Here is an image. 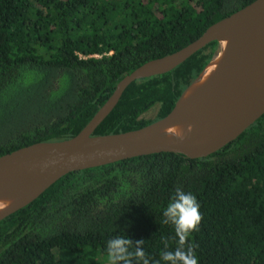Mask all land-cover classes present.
Segmentation results:
<instances>
[{"label": "trees", "instance_id": "16d2710c", "mask_svg": "<svg viewBox=\"0 0 264 264\" xmlns=\"http://www.w3.org/2000/svg\"><path fill=\"white\" fill-rule=\"evenodd\" d=\"M254 1L0 0V157L75 137L124 77ZM218 52L214 41L173 71L133 82L94 135L166 117ZM177 187L200 206L190 237L199 264H264V116L204 158L158 153L63 176L0 221V264H105L116 235L145 241L155 262L165 242L176 247L161 221Z\"/></svg>", "mask_w": 264, "mask_h": 264}, {"label": "water", "instance_id": "95a60500", "mask_svg": "<svg viewBox=\"0 0 264 264\" xmlns=\"http://www.w3.org/2000/svg\"><path fill=\"white\" fill-rule=\"evenodd\" d=\"M214 41L219 43V52L204 70L211 67L185 108L181 109V104L189 88L170 114L146 127L111 136L94 135L133 82L173 71ZM263 76L264 0H255L210 26L183 49L147 62L124 77L75 137L35 143L1 156L0 201L9 200L12 206L0 212V221L35 201L71 172L158 153L197 159L219 151L264 116V97L241 102L243 94ZM173 126L184 132L183 140L166 134L165 129Z\"/></svg>", "mask_w": 264, "mask_h": 264}, {"label": "clouds", "instance_id": "9594fccd", "mask_svg": "<svg viewBox=\"0 0 264 264\" xmlns=\"http://www.w3.org/2000/svg\"><path fill=\"white\" fill-rule=\"evenodd\" d=\"M187 131H192L189 125ZM166 134L183 140L185 134L177 127L165 129ZM10 202H0V209H4ZM200 206L191 192H185L181 187L175 189L174 195L162 213V223L171 224L174 228L176 247L169 250L165 242V250L160 259L152 262L144 251L145 241L135 243L125 235H116L106 244L109 264H199L196 245L190 242L192 233L199 230L202 220Z\"/></svg>", "mask_w": 264, "mask_h": 264}, {"label": "bare ground", "instance_id": "6f19581e", "mask_svg": "<svg viewBox=\"0 0 264 264\" xmlns=\"http://www.w3.org/2000/svg\"><path fill=\"white\" fill-rule=\"evenodd\" d=\"M221 47L223 48L225 45V42L222 41L220 43ZM211 67H209L206 71H204L200 77L191 85V87H189L185 97L182 99V106L181 109L185 108L190 101L193 99V97L195 96L196 92L198 91V89L201 87L204 79L206 78V76L208 75L209 71H210ZM264 97V76L259 79L258 81H256L241 97V102H246L255 98H263ZM0 202H10L8 204V206L4 209H0V212L6 210L7 208L12 206V202L9 200H3Z\"/></svg>", "mask_w": 264, "mask_h": 264}, {"label": "rangeland", "instance_id": "374dc122", "mask_svg": "<svg viewBox=\"0 0 264 264\" xmlns=\"http://www.w3.org/2000/svg\"><path fill=\"white\" fill-rule=\"evenodd\" d=\"M156 111H157V108H154L152 111H150V112L144 114L143 117H144L145 119H153L154 116H155V114H156ZM104 261H105V262H104L105 264H109L108 258H104Z\"/></svg>", "mask_w": 264, "mask_h": 264}]
</instances>
